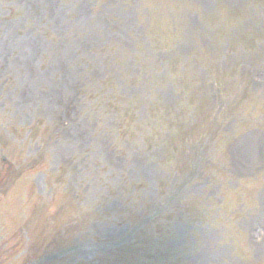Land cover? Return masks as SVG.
<instances>
[{"label":"rangeland","instance_id":"obj_1","mask_svg":"<svg viewBox=\"0 0 264 264\" xmlns=\"http://www.w3.org/2000/svg\"><path fill=\"white\" fill-rule=\"evenodd\" d=\"M0 264H264V0H0Z\"/></svg>","mask_w":264,"mask_h":264},{"label":"bare ground","instance_id":"obj_2","mask_svg":"<svg viewBox=\"0 0 264 264\" xmlns=\"http://www.w3.org/2000/svg\"><path fill=\"white\" fill-rule=\"evenodd\" d=\"M12 42H13V41H12ZM13 45H15V43H13ZM34 83H36V84H37L38 82H34Z\"/></svg>","mask_w":264,"mask_h":264}]
</instances>
